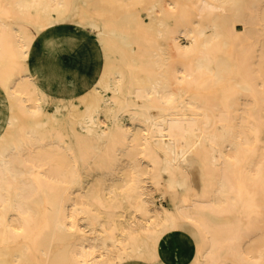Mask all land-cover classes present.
I'll return each mask as SVG.
<instances>
[{
	"label": "bare ground",
	"instance_id": "6f19581e",
	"mask_svg": "<svg viewBox=\"0 0 264 264\" xmlns=\"http://www.w3.org/2000/svg\"><path fill=\"white\" fill-rule=\"evenodd\" d=\"M0 264H264V0H0Z\"/></svg>",
	"mask_w": 264,
	"mask_h": 264
},
{
	"label": "rangeland",
	"instance_id": "374dc122",
	"mask_svg": "<svg viewBox=\"0 0 264 264\" xmlns=\"http://www.w3.org/2000/svg\"><path fill=\"white\" fill-rule=\"evenodd\" d=\"M235 29H236V31L237 32H242V26H241V24H237V25H235ZM86 37H87V39H89V40H92L93 39V35L91 34V33H89V32H87V34H86ZM179 42H180V44H182V45H184L185 44V40L184 39H182V38H180L179 39ZM67 88H70V86H67ZM49 90L51 91V89L49 88ZM52 91L53 92H56L55 90H53L52 89ZM152 196H153V199H154V201H155V205L157 206V207H167V199L166 198H160L156 193H155V195H154V193H152Z\"/></svg>",
	"mask_w": 264,
	"mask_h": 264
}]
</instances>
